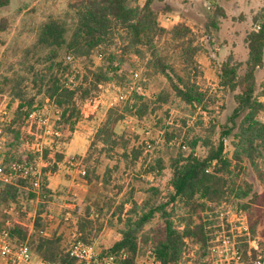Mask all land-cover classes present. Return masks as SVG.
Returning <instances> with one entry per match:
<instances>
[{"label": "rangeland", "instance_id": "obj_1", "mask_svg": "<svg viewBox=\"0 0 264 264\" xmlns=\"http://www.w3.org/2000/svg\"><path fill=\"white\" fill-rule=\"evenodd\" d=\"M82 1L12 0L0 10V22L4 21L5 26L4 31L0 30V157L8 162H29L38 172L40 183L35 188L34 179L13 180L19 185L18 197L8 207L0 206V230L20 221L27 229L28 243L34 242L35 247L42 237L58 240L63 253L82 236L98 249L112 246L121 239L127 217L136 218L130 213L132 206L141 212L169 200L173 192V159L192 152L201 156L208 152L207 142L216 145L223 131L234 124L239 126L242 118L234 123L231 117L240 91L219 87V69L232 56L233 62L241 64L240 74L244 73L248 58L245 38L254 28V16L264 8V0L156 3L160 29L152 48H142L140 53L124 50L128 39L120 30L106 49L118 77L110 74L111 80L95 84L91 72L108 64L99 56V50L92 55L91 65L73 56L68 60L64 50H59L57 59L51 61L48 50L34 48L41 26L50 20L64 23L70 36ZM129 2L135 6L134 0ZM214 4L224 8L226 17L219 18L218 31L209 33L206 24ZM165 9L169 10L167 14ZM190 47L199 48L193 64L185 61ZM58 62L69 68L64 80L76 90L81 112L73 132L56 126L60 111L42 93L43 84L56 72ZM256 84L255 95L264 105V66L256 75ZM191 85L205 95L202 107L188 105L178 96L176 87ZM14 92L22 95L24 105L33 103L31 114L47 117V124L29 117L26 127L20 133L14 132L17 129L10 127L20 102L12 96ZM160 94L167 96L166 103L159 102ZM120 95L125 99L120 100ZM144 107L145 114L140 119L135 114ZM111 108L125 116L115 132L121 144L127 142V150L122 145L103 147L96 140ZM258 119L264 123V109ZM31 125L39 128L36 136L30 131ZM237 130L223 137L224 156L232 165L230 174L217 173L222 178V194L190 205L178 200L168 206L173 208L174 223L179 229L184 224L195 225L200 218L212 222L209 231L219 226L229 230L232 225L233 229L234 224L239 226L235 219L238 211L244 212L248 221L247 211L240 208L244 201L235 199L232 190L244 179L257 191L263 192L264 187L248 161L241 168L235 165L233 143ZM135 155H139L138 159ZM256 163L264 171V154ZM82 171L86 174L82 175ZM228 220L233 223L229 225ZM81 221L87 225L85 232L79 230ZM161 225L158 213L142 232L151 234ZM248 229L243 239L247 260L257 255L253 246L264 255V225Z\"/></svg>", "mask_w": 264, "mask_h": 264}, {"label": "trees", "instance_id": "obj_2", "mask_svg": "<svg viewBox=\"0 0 264 264\" xmlns=\"http://www.w3.org/2000/svg\"><path fill=\"white\" fill-rule=\"evenodd\" d=\"M12 0H0V10L7 8ZM130 0H83L81 8L78 10V18L69 36L67 26L58 20L45 22L38 33L34 48L48 50L49 59L55 61L59 50H64L67 56L75 59H86L93 65L91 59L94 52L99 50V56L108 61L91 72L92 80L95 84L107 82L112 77H118L114 68L112 56L107 55V45L120 30L124 31L128 39L124 50L140 53L142 48L151 49L154 37L160 27L158 23L159 11L155 8L156 3H163L165 0H134L135 6H130ZM169 10H163L167 14ZM226 17V12L221 6L214 4L210 8L206 29L210 33L219 29V18ZM254 28L247 34L245 42L248 48V58L245 63L244 73L240 74V63L233 62L232 56L220 65L219 87L235 92L237 107L231 117L232 122L242 118L238 127L232 125L222 132L219 142L214 145L207 142L208 152L197 156L192 152L188 156L179 155L172 160L171 168L173 176L171 186L173 192L169 200L141 212L131 208V214L136 218L127 217L125 229L121 233V239L115 242L110 251H126L135 256L139 245L154 246V255L160 264H174L181 258L186 238H193L200 246L203 256L208 254L209 231L213 224L211 221L200 218L195 225L184 224L183 229H179L174 223L173 208L168 209L171 203L178 200L186 205L195 203L197 200H208L221 195V177L217 176L220 171H227L230 174L232 161L224 156L223 137L230 136L235 128L236 141L234 146L235 165L241 168L243 162L248 161L256 171L257 177L264 187V171L258 168L256 163L264 154V123L258 119L259 113L264 109L262 102L256 97V75L264 66V8L253 18ZM4 21L0 22V30L4 31ZM199 48H189L185 55L188 64L195 63L194 57ZM55 63V62H52ZM55 73L43 84L42 93L56 108L59 109V120L57 127H65L74 131L78 123L81 112L76 103V90L66 85L64 77L68 73V66L64 62H58ZM53 71V70H52ZM112 75V77L110 76ZM111 77V78H110ZM178 96L188 105L201 106L205 95L195 88L194 85L185 86L184 89L176 87ZM20 102L15 111V116L11 122V127H15L14 132L20 133L26 127L28 118L33 109V103L23 104V97L20 93L12 94ZM134 97H138L136 94ZM160 103L167 102V96L158 95ZM202 107V106H201ZM27 109V110H26ZM143 109V108H142ZM139 109L136 116L143 118L144 109ZM142 110V111H141ZM124 115L117 109L111 108L96 134V140L103 144V147H117L122 145L127 150V142L122 144L118 139L115 127L117 123L124 119ZM39 128L31 125L30 131L37 135ZM195 147V145H192ZM125 153V151H124ZM139 155L134 158L138 159ZM89 158V156H88ZM247 159V160H246ZM7 163L8 160L6 159ZM24 183L20 181V184ZM19 193L18 184H8L0 182V206L8 207L16 201ZM234 198L244 201L240 208L247 211L249 228L251 230L257 224L264 225V191L254 189L247 180H242L240 186L234 191ZM34 198L35 195H32ZM135 205V202H133ZM160 214L162 225L151 230V234H143V228L151 222L156 214ZM86 222L88 221L85 219ZM39 217L36 223L39 226ZM80 232H85L86 223L79 224ZM11 237L17 242L27 240V229L20 221L13 222L8 228ZM88 242L85 237L81 240ZM58 240L40 238L39 243L34 247V242L29 243L35 253L42 259L59 264H76L68 252L63 253L58 245ZM255 254V252H253Z\"/></svg>", "mask_w": 264, "mask_h": 264}, {"label": "built area", "instance_id": "obj_3", "mask_svg": "<svg viewBox=\"0 0 264 264\" xmlns=\"http://www.w3.org/2000/svg\"><path fill=\"white\" fill-rule=\"evenodd\" d=\"M68 60L72 57L68 56ZM138 74L135 73L134 77ZM120 100L125 99V95L119 96ZM35 121L46 125L47 117L33 113L30 115ZM86 172L82 171V175ZM38 172L26 161L5 162L0 157V182L13 184V180L34 179L32 185L38 188L40 183L37 178ZM235 219L239 226H233V221L228 220L231 229L223 226L217 227L209 232V246L207 256H203L199 244L193 238H186L181 258L174 264H264V255L258 254V247L253 246L256 256L246 259V232H248V221L246 214L238 211ZM182 229V228H181ZM245 239V240H243ZM110 248L98 249L91 242L76 240L68 250V254L76 264H160L154 255V246L139 245V249L134 257L126 251L112 252ZM251 254V250H249ZM0 264H59L48 262L40 258L27 241L17 243L12 237L8 228L0 230Z\"/></svg>", "mask_w": 264, "mask_h": 264}]
</instances>
